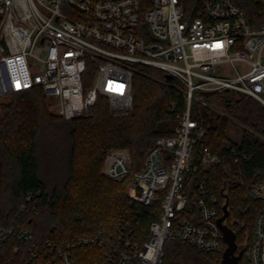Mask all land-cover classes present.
Wrapping results in <instances>:
<instances>
[{
    "label": "built area",
    "instance_id": "2783aa9c",
    "mask_svg": "<svg viewBox=\"0 0 264 264\" xmlns=\"http://www.w3.org/2000/svg\"><path fill=\"white\" fill-rule=\"evenodd\" d=\"M140 66L163 70L167 84L175 79L186 104L178 110L172 103L174 135L157 137L139 170L128 148L107 151L106 176L131 177L126 190L131 203L153 210L141 227L138 214L133 220L130 212L122 216L103 264H160L169 238L222 258L227 244L217 218L224 214L226 195L224 223L235 232L247 219L230 197L243 208L249 200L260 205L247 255L249 264H264V179L248 188L229 181L222 196L200 181L193 200L198 218L183 214L187 172L231 163L240 174V161L251 157L237 148L213 152L205 143L201 107L227 115L206 100L226 91L264 105V26L253 27L235 0H201L198 7L186 0H0V98L41 89L49 109L72 119L92 112L105 97L113 115H128ZM195 102L198 115L192 111ZM11 237L29 241L33 235L27 228L0 225V244ZM97 239L71 240L66 250L56 242L47 245L61 254L62 264H74L70 248Z\"/></svg>",
    "mask_w": 264,
    "mask_h": 264
},
{
    "label": "trees",
    "instance_id": "16d2710c",
    "mask_svg": "<svg viewBox=\"0 0 264 264\" xmlns=\"http://www.w3.org/2000/svg\"><path fill=\"white\" fill-rule=\"evenodd\" d=\"M200 1L186 0L195 7ZM235 1L253 27L264 26V0ZM164 77L161 69L138 68L133 78V111L128 115H113L105 97L92 112L72 119L51 112L41 89L14 93L7 101L0 98V225L27 228L33 235L29 241L11 237L1 243L0 264H62L61 254L47 243L56 242L66 250L67 242L85 236L98 239L70 248L74 264H103L125 213L130 212L132 220L138 214L139 227L148 224L153 207L131 203L126 191L131 177L116 181L103 170L111 148H128L133 167L139 170L154 140L174 135L177 117L172 103L182 110L186 102L178 82L167 84L162 82ZM207 99L228 116L201 107L206 145L221 155L237 148L251 157L240 161V174L231 163L186 173L184 191L189 202L183 214L197 218L193 200L200 181L222 196L229 181L230 186L248 188L264 179V105L231 91ZM192 111L198 115L195 103ZM231 202L247 219L236 234L245 249L238 264H249L248 243L260 205L249 200L243 208V203L230 197ZM220 261L221 255L169 238L160 264Z\"/></svg>",
    "mask_w": 264,
    "mask_h": 264
},
{
    "label": "water",
    "instance_id": "95a60500",
    "mask_svg": "<svg viewBox=\"0 0 264 264\" xmlns=\"http://www.w3.org/2000/svg\"><path fill=\"white\" fill-rule=\"evenodd\" d=\"M166 78L168 80H171L172 76L166 75ZM226 196H227V202L223 206L224 214L221 217L217 218V223L223 233V238L227 244L225 251L222 253L220 264H238L245 254V249L239 248L236 232L228 224L224 223V220L226 219L229 213L227 209L228 195Z\"/></svg>",
    "mask_w": 264,
    "mask_h": 264
},
{
    "label": "rangeland",
    "instance_id": "374dc122",
    "mask_svg": "<svg viewBox=\"0 0 264 264\" xmlns=\"http://www.w3.org/2000/svg\"><path fill=\"white\" fill-rule=\"evenodd\" d=\"M163 82V81H162ZM10 97H11V94H9V95H5V96H3L2 98H1V100H5V101H7V100H9L10 99ZM206 100L208 101V102H210L207 98H206ZM48 102H49V99L47 98V106H49L48 105ZM195 104L197 105V108H199L200 107V105L197 103V102H195ZM218 109H220L221 108V110L222 111H224L226 114H227V116H228V113L225 111V109L224 108H222L221 106H216ZM48 108H50V107H48ZM51 112H53L51 109H49ZM216 112V111H215ZM53 113H55V112H53ZM216 113H218V112H216ZM55 114H57V113H55ZM106 167V166H105ZM104 173H105V168H104ZM105 175H106V173H105ZM220 264V263H219Z\"/></svg>",
    "mask_w": 264,
    "mask_h": 264
}]
</instances>
